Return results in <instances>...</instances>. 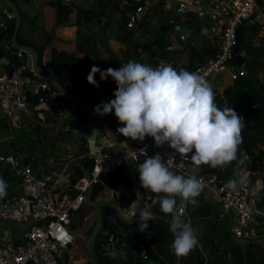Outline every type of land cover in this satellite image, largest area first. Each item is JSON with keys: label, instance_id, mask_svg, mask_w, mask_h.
Masks as SVG:
<instances>
[{"label": "built area", "instance_id": "1", "mask_svg": "<svg viewBox=\"0 0 264 264\" xmlns=\"http://www.w3.org/2000/svg\"><path fill=\"white\" fill-rule=\"evenodd\" d=\"M154 0H117L119 7L124 10L128 18L127 27L135 35L142 25L141 18L147 6ZM173 1V0H169ZM173 8L178 15L193 14L198 20L205 22L203 25L204 41L208 48H217L218 51L212 56L192 68L190 72H195L203 76L210 84L211 75L219 72H228L234 81L240 77L250 75L245 68L235 64L233 59L234 49L237 41V27L249 26L252 23L264 25V8L260 6L258 0H175ZM167 2V0H166ZM12 19L14 15L6 10ZM209 17V21H207ZM176 24L175 19L170 20ZM180 29V28H179ZM264 38V28L259 31L256 43ZM138 42L139 41L137 38ZM187 36L184 33L172 34L165 50L175 52L184 47ZM152 50H155L153 48ZM143 62L147 63L149 56L143 51ZM161 52V50L159 51ZM23 50L18 51V59L12 74L0 72V110L7 109L10 114L14 109L29 111L32 107L29 98L32 95H40L38 105L45 102V90L51 89L50 83L39 80L41 75L28 68L26 61L23 62ZM242 54L245 57V52ZM51 59L50 53L45 50L42 55L43 70H46ZM1 63V58H0ZM164 65V59L159 58V65ZM156 66V67H157ZM100 83V75L98 76ZM35 87L34 92L29 90ZM95 94L103 97L99 87H95ZM55 92H53L54 94ZM44 94V95H43ZM37 105V106H38ZM33 109V108H32ZM37 119L45 121L46 114L43 110L35 112ZM117 134L125 147L126 154L120 151H108L106 153L93 154V165L87 174L81 176L73 185L67 184L65 190L54 191L49 182L37 178L30 163L24 161L17 155L5 154L0 151V162L8 164L14 171L19 181V192L8 196L0 201V219L25 223L28 230L20 242L12 243L8 246L0 247V264H64L66 253H69V245L74 240V234L69 226L76 213L82 208L86 201L87 193L91 191L94 184L101 181L110 172L125 167L126 158H129L139 179L138 167L143 163V157L160 153L166 160L170 170L176 174H191L194 165L189 158L180 157L178 153L167 144L156 147L151 137H145L144 141H133L130 138ZM255 150V155L258 153ZM244 163L250 162L248 152L244 148H238ZM166 154H174L175 158H168ZM124 171V172H125ZM198 178L202 179L204 188L201 192L206 201L218 206L223 215L231 219L230 232L236 239L255 241L264 235V229L257 228L260 225V217L264 216V211L258 206L257 195L259 183L254 179L250 180V170H243L241 176L245 177L243 185H238L236 190L225 188L229 180H224L209 167L199 166ZM129 179V178H128ZM238 180V179H237ZM144 195L148 199L156 194H152L143 189ZM118 195V193L116 194ZM137 201L129 202L127 217H134L137 210ZM182 215H187L186 209H181ZM87 217L85 218V220ZM105 235L104 248L113 249L118 241L116 232L103 231ZM144 258L148 252L144 243H141ZM69 264H78L76 261Z\"/></svg>", "mask_w": 264, "mask_h": 264}, {"label": "trees", "instance_id": "2", "mask_svg": "<svg viewBox=\"0 0 264 264\" xmlns=\"http://www.w3.org/2000/svg\"><path fill=\"white\" fill-rule=\"evenodd\" d=\"M16 6L18 5V0H11ZM24 2H29V0H23ZM94 6L89 10H81L82 15L80 20H75V25L80 24L83 19L89 17L94 19L98 18L103 14L104 16H110V12H114V5L118 4L117 0H94ZM259 4L262 6L261 0H258ZM120 8V7H119ZM168 10L166 7L165 0H156L151 5L147 6L144 14L142 15L141 22L142 25L150 22L151 18L158 14L159 12ZM122 17L120 19V32L122 33V40L126 43V48L122 51L121 59L111 56L108 60L104 62H99L96 65H100L101 70L109 64L110 66H117L118 64L127 63L132 60L138 63L146 64L143 62V54L139 52V48L142 47L143 51L149 56L150 63L149 66L155 68L159 64V58L164 59V63L171 65L176 68H184L190 65L192 68L196 67L198 64L204 62L208 57L204 55V49L209 45L204 41L203 25L205 22L198 20L193 14L186 15H176L175 22L171 23L170 18H166V23L162 28L158 29L156 33L144 42L136 41L134 34L127 27L128 18L123 9L120 8ZM171 12L170 10L166 13ZM21 26L19 28L17 39L22 45L32 47L37 51L39 56V65L43 68L41 60L42 55L46 49L47 43H33L26 41L22 38L23 23L26 21L25 16L21 13ZM180 28V29H179ZM264 28V25L260 23H252L249 26L242 25L240 32V46L245 52V57L248 58V64L252 66V72L250 75L240 77L227 87H225L222 95H215V102L218 107L223 109L225 106L232 107L236 111H241L245 108L251 107L258 96V86L264 84L259 78V73H264V38L256 43V38L259 35V31ZM16 30V19L12 18L11 22L0 29V43L4 41L5 36H1V33L5 35H14ZM179 34L182 32L187 36V42L184 47L175 52H168L165 50L167 43L172 34ZM47 39L50 38L49 31L46 30ZM93 43V42H92ZM65 45V46H64ZM61 50L53 48L52 53H50L52 64L54 68L59 72L60 82L63 87L71 95L81 99L82 101L90 104H94L93 100H89V96H96L95 90L92 85H90L86 77L88 74L84 75L83 87L80 84L79 75L83 72L78 58L79 55L83 53V46L81 43V35H78V41L76 44L65 43ZM76 45V46H75ZM69 46H75V50H70ZM155 48V50H152ZM88 49V47H87ZM161 50V52H159ZM186 55V61L182 65H178L176 55L180 54ZM94 57L98 59L97 52H94ZM27 54L24 53L23 62L26 61ZM21 61H18L20 63ZM79 67V68H76ZM90 72V71H89ZM111 78V77H109ZM96 81L100 84L98 79V74L95 76ZM41 81H46L43 77H40ZM51 89L56 94L51 97L50 105L51 110L54 111L55 116L64 113L67 108L72 105V102L64 95L58 94V91L51 84ZM112 87V85H111ZM88 90L87 92H85ZM44 95V94H43ZM40 95H32L29 98V103L36 112L38 101ZM46 114L45 122L50 121V111L43 110ZM87 114V113H86ZM107 118L108 115H105ZM244 121L246 125L242 130V140H244L249 147L250 151L255 153V150L264 145V106H259L256 108H248L245 112ZM82 120H85V116ZM36 122V127L39 131H43L44 126ZM258 158H263L264 154L258 152L256 154ZM242 160V156L239 153L237 155V160L231 162L224 167L212 168L210 170L216 172L224 180L238 179L241 176L243 170H250L251 162L239 163ZM246 164V165H245ZM93 165V163L91 164ZM125 167H120L118 170L110 172L104 181H99L94 184L90 191V199L92 202L96 201V198L101 194L104 187L114 189L121 195H124L129 202L138 200V193L135 184L132 180L128 179L124 175ZM255 180L261 178L263 183L260 185L257 195L258 206L264 211V164L256 168ZM198 205L193 207L188 205L186 208L187 215L185 217V222L190 223L195 231L197 228L200 229V233L197 235L199 240L198 252L193 249L187 257H176L173 252L168 248V244L173 241L174 237L171 235L167 239V233L169 230L170 220L167 215L163 214L160 210L152 207L151 211L154 213L155 219L149 221L148 236L146 233H142L144 236V245L146 251L150 252L152 255L158 256L163 264H197V256L201 255L202 264H264V243L259 242V240L249 241L246 243H241L239 240H234V243L230 246L225 247V243L230 238H235L230 232V219L228 216L223 215L218 206L211 202L205 200L202 194L197 197ZM93 205L90 208L93 209ZM83 210V211H82ZM84 213L83 218L79 219L80 225L83 222L88 223V217L85 220L84 207L77 213ZM76 213V214H77ZM81 217V216H80ZM95 221L90 223L87 228L86 238L84 242L85 252L82 254H75L70 249L76 245V239L78 236L74 237L72 242V247L69 248L70 262L78 260L77 258H86L88 264L90 263L89 254L87 251V241L91 235ZM124 228L128 232L129 243H128V254L131 259L132 264H141L144 261L143 251L141 249V241L137 231L132 225L124 224ZM113 231L111 228L103 224L102 231ZM85 237V236H84ZM76 249V248H75ZM77 262V261H76ZM115 263V262H114ZM118 264H128L126 261H117ZM79 264V263H78ZM81 264V263H80ZM113 264V262H112Z\"/></svg>", "mask_w": 264, "mask_h": 264}, {"label": "clouds", "instance_id": "3", "mask_svg": "<svg viewBox=\"0 0 264 264\" xmlns=\"http://www.w3.org/2000/svg\"><path fill=\"white\" fill-rule=\"evenodd\" d=\"M97 73L101 81L111 77L117 87L114 99L96 105L95 114L105 116L114 111L123 125L117 132L133 141L151 137L158 148L167 144L185 159L191 154L194 167L187 176L170 170L160 153L147 156L137 170L139 187L156 194L152 203L137 213L138 231L151 235L147 231L148 222L155 219L151 209L159 205L160 211L170 216L169 232L174 237L170 250L178 258L187 257L199 240L181 209L198 205L197 197L204 188L197 174L200 165L217 168L237 160L244 118L232 107H218L209 82L195 72L163 64L153 68L132 60L115 69L101 70L93 65L86 80L98 88ZM174 154H166L167 159L175 158ZM245 179H230L225 188L234 191ZM6 188L0 178V198L7 194Z\"/></svg>", "mask_w": 264, "mask_h": 264}, {"label": "crops", "instance_id": "4", "mask_svg": "<svg viewBox=\"0 0 264 264\" xmlns=\"http://www.w3.org/2000/svg\"><path fill=\"white\" fill-rule=\"evenodd\" d=\"M92 2L93 0H29L27 3L23 0H18V5L16 6L20 11V14L22 13L26 19L23 23L21 33L22 38L26 41L37 44L43 42L47 43L46 49H48L50 53H52L53 48L61 50V47H63L65 43L76 44L78 41V35L79 37L81 35L83 53L79 55L78 63H80L81 68H83V72L79 75L82 87L83 83H86L84 82V75L89 73L93 65L97 66V63L104 62L111 58V56L121 59L122 51L126 48V43L121 39L122 33L120 32V24L117 25L119 31L112 27L116 20L120 23L122 13L119 6L117 9L114 8V12H110L109 17L107 15L104 16L103 14L98 18L94 17V19L87 17L86 19H83L80 24L75 25L74 21L80 20L82 17L80 11L91 9L93 7ZM261 2L262 8H264V0H261ZM175 3V0H167L166 7L168 10L159 12L151 18L149 23L141 25L138 28L137 34L134 35L136 40L138 38L139 41L144 42V40L152 37L158 29L163 27L166 23L167 17H169L170 20L174 19L176 15H178L173 9ZM6 10L11 11L5 0H0V29H4V27H6L12 20ZM169 10L171 12L166 13ZM46 30L50 33L49 39L46 37ZM0 45L3 48L4 56L13 60L14 53L6 46L5 38ZM75 46H69V49L75 50ZM94 52H97L98 59L94 57ZM181 53L182 52H180V54ZM176 59L178 65H182L186 61V55L177 54ZM18 61L21 60L18 59ZM150 62L149 59L146 64L148 65ZM120 66L121 64H118L117 66L106 64L102 70H106L107 68L115 69ZM97 67H100V65ZM55 71L59 74L56 69ZM0 72H9V67L1 62ZM97 74L99 76V73ZM259 76V78L263 80L262 82H264V73H259ZM59 79L60 75L58 77V81L60 82ZM231 81L233 80L231 79ZM60 84L62 85L61 82ZM116 87L117 85L115 81L108 77L106 81L100 83V90L103 97L92 96L91 98V96H89V100L97 98L93 105L89 104L95 108V106L102 101L107 102L114 99L113 92L116 90ZM50 91L52 96L56 94H53L52 89H50ZM87 91L88 90L85 92ZM223 92L224 90L222 88L216 90L214 95H222ZM79 110H81V114L85 116V118H88V114H86L83 109L79 108ZM63 114L64 113L59 114L60 117L59 120L57 119L58 121L45 122L37 119L32 108L29 111L14 109L10 114L5 108H1L0 110V151L5 154L13 153L18 157L23 158L24 161L30 163L34 175L39 179L48 181L54 191L65 190L68 182L69 185H73L81 176L87 174L92 167L91 164L94 159L90 152V148H104L98 140H95L92 146L89 145V137L92 130L89 127H86L85 120L77 122L73 118L65 119L62 118ZM107 119L116 130L122 125L115 117L114 111L109 114ZM39 121V124L41 126L43 125L46 129L47 136H43L40 133L38 134L36 130V122ZM65 132L70 134H68L65 141L60 142V139L64 138ZM56 136L60 137L58 145L54 144ZM104 138L109 142V146L114 145V142L106 132ZM257 149L264 154V145H261ZM115 150H117V148H115ZM201 166L203 168L207 166L210 169V166L208 165ZM256 173L257 172L255 171L254 179ZM0 178H2L7 184V194L0 198V201L19 192V181L12 168L6 163L0 162ZM256 180L260 187L263 180L261 178ZM117 193L119 192L107 187V193L104 195L100 194L96 200L101 198H116ZM145 198L147 199V196H145ZM88 201H91L90 192L87 193L86 201L83 205L86 213L85 218L88 217L89 221L88 223H82V226L85 227H89L90 223L96 220L94 207L93 209L90 208L91 205L94 206L95 202H92L93 204L90 205L88 204ZM177 201L179 202V198H177ZM136 204L138 210L139 200H137ZM75 216H77V214ZM260 222L264 223V216L260 217ZM132 226L135 229V225ZM27 230L28 225L25 223H10L9 221L0 219V247L20 242ZM197 230L200 231L199 228H197ZM236 240H239L241 243L247 242L246 240L241 239ZM259 242L264 243V235L259 239ZM149 260H147V263L145 264H148ZM116 262L117 261H113V264H118ZM149 264L161 263L158 260L152 259V263Z\"/></svg>", "mask_w": 264, "mask_h": 264}, {"label": "water", "instance_id": "5", "mask_svg": "<svg viewBox=\"0 0 264 264\" xmlns=\"http://www.w3.org/2000/svg\"><path fill=\"white\" fill-rule=\"evenodd\" d=\"M5 2L8 5V7L11 9V12L16 19V30L14 35H5L4 33H1V36H5L6 46L14 53V59L10 60L6 56H4L3 48L0 45L1 62L9 67V74L10 75L12 74L14 67L18 62V51L21 49L27 52L26 64L28 65V68L34 70L37 74L41 75L53 87L57 89L58 94L64 95L72 102L73 105L65 110L62 118L65 119L73 118L77 122H80L84 116L81 114V110H79V108L83 109L84 112L88 114V118H85L86 127H89L92 130V133L89 137V145L92 146L94 141L98 140L99 143L104 146L103 149L100 148L95 149L94 147L90 148L91 154L93 155L98 152L106 153L108 151H114L115 148H117L118 151H120L123 155H125L126 150L120 139V136L117 134L116 128L113 127L108 122V119L105 116H100L95 114L94 107H92L90 104L82 101L81 99L71 95L69 92L66 91V89L58 81L59 74L55 71L51 59L49 61L48 68L46 70H43L39 65V56L37 52L32 47L22 45L18 42L17 34L22 23L21 14L18 8L16 7V5L11 0H5ZM114 8L117 9L118 5L115 4ZM207 21H209V17H207ZM236 31H237L238 43L234 49L232 61L238 66H242L243 64H245L246 59L242 54L243 49L240 46L241 27H237ZM217 51H218L217 48L206 47L204 49V55L212 56L216 54ZM164 65H168V64H164ZM173 68H175L177 71H180L181 69L187 71L192 70V67L190 65H187L184 68H176V67ZM245 68L247 69L248 73L251 74L252 66L249 64H245ZM34 90L35 87H32L28 92V96H30V93L34 92ZM51 97L52 95L50 89L45 90V102L38 105L36 109L50 111V113L54 115V111L51 110V105H50ZM259 106H264V84H260L258 86V96L256 98V101L251 107L248 108H256ZM248 108H245L241 111H236V110L235 111L239 116L243 117ZM246 124H247L246 121H244V125ZM122 126L123 125H120L119 127ZM105 132L112 139L114 145L109 146V142L106 141L104 138ZM238 148H244L248 152V156L251 162L250 180L253 183L254 172L256 171V168L258 166H261L264 163V157L258 158L252 151H250L249 147L247 146L244 140H242V143L239 145ZM146 158L147 156L143 157V160ZM191 163L193 164L192 161ZM125 164L127 169L124 172V175L134 182L135 187L137 189L138 200H139V208H138L139 211L140 208L148 205L149 203H152V198L150 199L145 198L143 189L139 187L138 176L129 158H126ZM101 181H104V179L101 178ZM154 207L160 210L159 205H155ZM128 210H129V201L124 195H121L120 193L116 195V198L114 197L101 198L95 201L94 212L96 214V222L94 229L87 241V251L89 254L90 264H112L113 261H126L128 264H132L130 256L128 254L129 236L127 230L124 228V224L135 225V230L137 231L140 237V241L144 243L145 240L143 234L138 231V225L136 222L137 214L135 215V217L129 218L126 216ZM167 217L170 220V216L167 215ZM183 217L185 219V215H183ZM103 224L111 228L117 234L118 241L113 249H105L104 239H99V236L103 233L102 231ZM170 236L171 234L168 230L167 239H169ZM71 247L72 244L69 245V248ZM194 249L196 252H198L199 247H196ZM149 259L158 260L161 264H163V262L158 256L152 255L150 252H148L147 257L144 259V261L141 264H145ZM69 263H70V256L69 253H66L64 264H69ZM197 264H202L201 255L197 256Z\"/></svg>", "mask_w": 264, "mask_h": 264}, {"label": "rangeland", "instance_id": "6", "mask_svg": "<svg viewBox=\"0 0 264 264\" xmlns=\"http://www.w3.org/2000/svg\"><path fill=\"white\" fill-rule=\"evenodd\" d=\"M94 4H95V1L93 0V2H92V6H94ZM98 17H100V14H98L97 15ZM118 24H120L119 23V21L118 20H116V22H115V24L112 26L113 28H116V29H118V31H119V27L117 26ZM148 39V38H147ZM147 39L146 40H144V41H147ZM245 59L249 62V60H248V58L247 57H245ZM246 61V62H247ZM259 76V75H258ZM260 77V76H259ZM261 80V79H260ZM209 81H210V84H211V87H212V89H213V92H215L216 90H220V89H222L223 88V90H224V88L225 87H227L228 85H230L231 83H232V81H231V78H230V76H229V74H228V72H219V73H215V74H213V75H211L210 76V78H209ZM261 81H263V80H261ZM50 121L52 122V121H58L59 120V118L58 117H60V116H55V115H53V114H51L50 113ZM58 119V120H57ZM67 119V118H66ZM37 130V132H38V134L40 133V134H42L43 136H47V132H46V129L45 128H43V131L41 132V131H39L38 130V128L36 129ZM68 134H70V133H68V132H65L64 133V138L63 139H60V137L59 136H56V138L54 139V144L56 145H58L59 144V139H60V142H63V141H65L66 140V137L68 136ZM21 140H23V139H21ZM59 148V147H58ZM107 193V187H104V189L102 190V192H101V195H104V194H106ZM88 200V199H87ZM88 204H93L92 203V201H88ZM81 216V217H80ZM83 216H84V213L83 212H81L80 214L79 213H77V216H74L73 217V219H72V224L69 226V228H70V230H71V232L75 235V236H78L77 237V239H76V245L73 247V248H71L70 250L71 251H73L74 252V255L77 253V254H80V253H84L85 252V247H84V242H85V238H86V233H84V232H86V228H85V226H82V224L80 225V222H79V218H83ZM227 216V215H226ZM229 217V216H228ZM229 219H230V217H229ZM10 223H16V222H14V221H9ZM263 222H260V225H258L257 226V228H264V226H263ZM230 226H231V219H230ZM196 232V235H198L199 233H200V231L199 230H196L195 231ZM85 236V237H84ZM234 240H235V238H230L226 243H225V247H227V246H230V245H232L233 243H234ZM171 244H172V241L168 244V248H170V246H171ZM76 248V249H75ZM147 263V262H146ZM149 263H152V259H150L149 261H148V264ZM231 264V263H230Z\"/></svg>", "mask_w": 264, "mask_h": 264}, {"label": "flooded vegetation", "instance_id": "7", "mask_svg": "<svg viewBox=\"0 0 264 264\" xmlns=\"http://www.w3.org/2000/svg\"><path fill=\"white\" fill-rule=\"evenodd\" d=\"M99 239H104L105 240V235H104V232L99 236ZM78 260H75L77 261V263H81V264H88V260L85 258H77ZM82 260V261H81Z\"/></svg>", "mask_w": 264, "mask_h": 264}]
</instances>
